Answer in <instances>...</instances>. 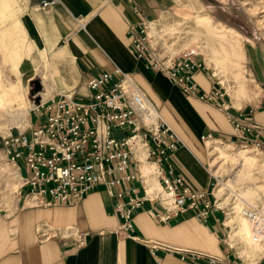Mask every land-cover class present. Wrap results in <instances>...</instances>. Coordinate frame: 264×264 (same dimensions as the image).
<instances>
[{"label": "crops", "instance_id": "crops-1", "mask_svg": "<svg viewBox=\"0 0 264 264\" xmlns=\"http://www.w3.org/2000/svg\"><path fill=\"white\" fill-rule=\"evenodd\" d=\"M42 1L49 0H28L17 22L32 44L43 48L46 56L51 54L54 63L61 64L55 65L56 71L31 66V75L40 80L43 92L50 93L46 101L59 92H70L76 99L85 100L84 95L89 94L87 79L113 73L116 67L130 74L184 141L185 147L175 151L172 162L195 189L207 191L212 182L203 147L208 135L240 145L251 140L249 135L234 130L227 121L228 115L264 127V40L256 36L254 22L236 0H134L137 13L129 0H57L44 10L40 8ZM198 18H208L210 28L196 26ZM80 20L84 29L80 28ZM143 21L147 35L148 24H152L148 42L160 58L168 57L157 41L154 43L162 27L168 32L181 28L178 23L167 27L166 22H191L200 38L205 41L207 36L212 40L210 50L205 41L181 52L192 50L201 54L208 69L196 71L193 79L200 91L206 93L215 88L223 90L224 86L214 77L216 69L206 63L203 53H221L223 34L240 43L243 56L237 65L242 68L243 82L231 85L240 98L232 100L226 89L228 95L219 99L228 103L225 110L186 97L165 75L148 70L145 60L134 54L128 34L130 26ZM184 45L185 41L177 48ZM59 51L64 55L59 57ZM40 58L44 63L43 53ZM29 119L31 124L38 123L32 111ZM259 150L264 152V141ZM15 168L22 178L23 163L14 164ZM141 170L144 177L142 166ZM21 185H17L11 201L2 203L7 209H0V264H203L161 249L153 254L146 241L219 257L229 255L249 263L239 255L238 244L231 245L228 219L220 211L214 212L206 223L190 212L162 222L156 215L160 210L158 203L151 201L134 213L131 229L118 234L122 220L115 207L121 199L113 192L126 190V185L113 187L111 194L97 186L76 205H44ZM146 192L150 198L157 196L148 192L147 185Z\"/></svg>", "mask_w": 264, "mask_h": 264}, {"label": "built area", "instance_id": "built-area-1", "mask_svg": "<svg viewBox=\"0 0 264 264\" xmlns=\"http://www.w3.org/2000/svg\"><path fill=\"white\" fill-rule=\"evenodd\" d=\"M135 13L139 12L134 0H129ZM57 0L42 1L44 10ZM80 28L84 24L80 20ZM131 47L138 59L152 72L161 73L186 97L228 109L220 101L226 93L220 88L211 92L200 91L194 73L208 69L198 51H185L175 57L160 58L150 46L146 22L130 26ZM87 99L79 100L73 93H60L46 102L34 99L31 111L38 123L24 131L9 133L1 138L9 161L23 163L22 187L44 205L58 203L76 205L97 186L110 194L113 187L127 186L126 190L113 192L121 201L115 212L122 220L117 233H127L132 227L136 211L145 204L156 201L160 207L157 218L164 222L174 216L190 212L194 217L208 222L211 215L220 211L227 216L211 182L207 191L192 187L183 173L177 171L172 155L185 147L181 136L156 110L128 73L115 68L87 79ZM152 120L151 122H148ZM235 131L249 135L252 145L261 148L264 127L252 121L227 116ZM207 137H210L209 135ZM135 141L147 149L145 160L155 166L160 192L150 198L141 170V162L132 150ZM169 202V203H166ZM240 213L252 226V241L264 242V211L243 204ZM137 239V238H136ZM150 251L159 249L176 253L181 259L203 264H264V257L255 263L243 262L213 254L187 249H173L154 241H146Z\"/></svg>", "mask_w": 264, "mask_h": 264}, {"label": "rangeland", "instance_id": "rangeland-1", "mask_svg": "<svg viewBox=\"0 0 264 264\" xmlns=\"http://www.w3.org/2000/svg\"><path fill=\"white\" fill-rule=\"evenodd\" d=\"M236 1L239 7H241V9H243L247 13L248 17L254 22L256 36L262 37L264 40V23L262 22V20H264V0ZM27 3L28 0H0V82L7 83V81L9 80L8 82H11V84L17 88L21 95L20 102L25 107H27L26 109H28V112L30 113L31 109L33 108V96L36 95L34 99H38V103L39 101H41L40 93L44 90L43 88V90H41L38 94H33L31 92L33 88V80L38 79L37 77H33V75H31V66H36L37 69L43 66L44 63L40 58V53H43L45 56L47 69H53L54 71H56L55 65L61 64L53 63L51 59V54L46 56L45 50L35 44H32L27 39L24 32L19 29L18 22L16 21L17 19H20L22 17ZM4 4H6V6ZM176 23H178V27L181 28H175L172 31L168 32L164 27H162L161 35H158L154 40V43H156L157 41L158 46L162 48V51L164 52V54L168 55V57H175L185 49H188L190 46L198 45V43H201L202 45L203 43L202 39L198 36V32L192 27L191 22L179 23V21H172L170 23L166 22L164 24H166V26L168 27L173 26ZM184 36L186 37L184 38ZM184 41L186 42V45L177 48ZM205 41L208 43V48L206 49L210 50L212 40L206 36ZM237 47V55L234 59V63L232 66L227 64L230 59L227 55L223 53V51L218 54L211 52L206 53L212 57H215V62L217 63L218 70L216 69L214 71L212 69L213 73L216 72L214 77L223 83V91L225 92V90L227 89L232 100H235L234 97L240 98V95L239 92H237V96L236 94L234 97L232 96V93L230 91L232 89L231 85L235 86V84H238L240 81L243 82V78L240 76L242 68L240 65H237V61H239L238 59L241 60L243 56L240 43H238ZM209 73L211 74V70H209ZM11 79L14 81H12ZM225 82H228L229 84H225ZM60 93L62 92H59V94ZM48 97H50V93L42 102H45ZM14 113L16 112H6L4 110H0V141L2 137L6 136L9 133L10 129L12 130V133L22 131L17 128L16 124L14 125L13 121L18 119V116ZM12 119L14 120L12 121ZM30 125H25L23 131ZM206 139L207 137L203 140V147L206 152V168L212 174L211 181H214L215 186L220 182V180L222 182L227 180L231 183L230 190L232 191L229 193L230 195L228 194L229 198L226 199V201L217 198L218 205L221 208H224L227 213L229 207L232 205V198L235 197L236 194H238V196L244 201V203L247 202L245 203V205H249L256 208L259 203H263L264 187L262 186V176L264 175V171L262 167L248 165L246 163L242 164V162L238 160L224 161L218 159H214V163L213 165H211V163H209V160L212 158V156L210 155L207 145L205 143ZM224 143L230 144L228 146V149H233L237 151L241 148L240 144H234L230 142ZM259 151L261 153L262 158L264 159V152H262L261 150ZM0 165L2 166L0 168V209H7L6 206H2V203H7L14 198L17 188H14V185L16 184L19 187L22 184V180L21 178L18 179L11 175L14 170V164L9 161L1 145ZM213 167L217 169V173L215 175L212 172ZM249 195H251L252 199ZM225 196H227V194ZM226 225L230 227L231 235L233 226L230 222H228V224L226 223ZM233 241L235 244L233 243ZM230 243L232 246L237 245L235 240L230 239ZM238 246H241V242L238 243ZM248 262L255 263L257 261L253 260Z\"/></svg>", "mask_w": 264, "mask_h": 264}, {"label": "bare ground", "instance_id": "bare-ground-1", "mask_svg": "<svg viewBox=\"0 0 264 264\" xmlns=\"http://www.w3.org/2000/svg\"><path fill=\"white\" fill-rule=\"evenodd\" d=\"M4 5L6 6V4H4ZM262 22L264 23V20H262ZM194 24L196 26H199L202 28L204 27V25L206 26L207 29L210 28V22H209L208 18H198L194 22ZM151 27H152V24L149 23L148 24L147 38L151 37ZM19 29L22 31V29L20 27H19ZM146 30H147V28H146ZM201 39L204 43V38H201ZM237 46H238V42L233 41L232 39L229 38L228 35L223 34V43H222L223 53L225 55H227L228 58L230 59L227 63L230 66L233 65L234 59L237 55V51H238ZM6 49H7V47H6ZM203 54H204V57L206 59L207 64L209 66H214V68L217 69V63L215 62V58L206 54V53H203ZM63 55H64L63 51L58 52L59 57H61ZM52 61H53V59H52ZM53 63H54V61H53ZM43 67L47 70L46 60H44ZM215 74H216V72H215ZM8 81H7V83H1L0 82L1 83L0 84V110H4L6 112H16L14 114H16L18 116L17 117L18 119L17 120L12 119V121L14 120L13 121L14 125L16 124L17 128H19L20 130L23 131L24 126L30 125V123H31L30 119H29V112H28V109H26L27 107H25L20 102V97H21L20 92L17 90V88L15 86H13L11 84V82H8ZM12 81H14V80H12ZM230 91L232 93V96L234 97L235 92L232 89ZM40 96H41V100L44 101L46 99V97L48 96V92H41ZM18 110H19V112H18ZM151 121L152 120H150L148 122H151ZM205 143L207 145V148H208L210 155L212 156V158L209 160L210 161L209 163H211V165H213L214 159L224 160V161L238 160V161L242 162V164L246 163L248 165L260 166V167H262V169L264 171V159L262 158L259 149H257L254 146H249V145H243L242 146L241 145V148L239 150L235 151L233 149H228V146L230 144H226L220 139L210 138V137H208L205 140ZM132 150L135 153L136 157L141 162V166H142V169L144 172V180H145V183L147 185L148 192L152 195H155V194L158 195L161 188L158 184L155 166L152 163L145 160V157L147 155L146 147H144V145L141 142L135 141V143L132 146ZM1 167L2 166L0 165V168ZM212 172L215 175L217 173V169L213 167ZM11 175L18 178V179L20 178L19 172L16 168L13 170ZM230 186H231L230 181L228 182L226 180V181L222 182L220 180V182L214 187L213 192L217 198H220L223 201H226V199L229 198L228 194L232 191V190H230ZM262 186L264 187V175L262 176ZM15 187H17L16 184L14 185V188ZM226 194H227V196H225ZM249 196L252 199L251 195H249ZM232 199H233L232 205L229 207V209L227 211L228 222H230L231 225L233 226L232 234L230 235V239L235 240L236 244L241 242V246L239 247L240 253L238 252L241 257H243L247 261H253V260L258 261V259L260 257H264V242L255 243L252 241V238H251L252 237V226H251L250 222L240 213V207L243 205L242 203H244V201L238 196V194H236L235 197H233ZM247 199H248V197H247ZM263 199H264V197H263ZM247 201H249V200H247ZM166 203H169V202H166ZM245 203H247V202H245ZM223 207H224V205H223ZM256 209L264 211V202L259 203L256 206ZM248 222H249V224H248ZM233 243H234V241H233Z\"/></svg>", "mask_w": 264, "mask_h": 264}, {"label": "water", "instance_id": "water-1", "mask_svg": "<svg viewBox=\"0 0 264 264\" xmlns=\"http://www.w3.org/2000/svg\"><path fill=\"white\" fill-rule=\"evenodd\" d=\"M33 84V88H32V93L33 94H38L40 93V91L42 90V85H41V82L40 80L36 79V80H33L32 82ZM38 100V99H37Z\"/></svg>", "mask_w": 264, "mask_h": 264}]
</instances>
